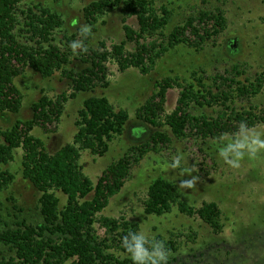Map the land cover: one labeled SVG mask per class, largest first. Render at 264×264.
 <instances>
[{
    "label": "trees",
    "instance_id": "obj_1",
    "mask_svg": "<svg viewBox=\"0 0 264 264\" xmlns=\"http://www.w3.org/2000/svg\"><path fill=\"white\" fill-rule=\"evenodd\" d=\"M25 1L0 0V115L19 112L22 95L14 79L24 68H30L42 78H51L59 72L69 80L71 91L56 98L42 94L30 105V119H16L10 127H0V166L13 160V150H22L21 175L40 193L41 216L40 222L23 220L17 223L16 229L0 227V246L12 252L0 258V264H131L120 241L129 230L138 228L137 223L101 213L110 198L120 192L132 167L159 144L169 143V136L154 131L146 142L131 146L108 164L93 183L79 163L81 152L103 156L112 140L125 130L129 119L125 109H115L104 96H89L77 112L72 142L54 152H49L44 141L31 132L34 127L44 132L54 131L64 104L77 93L91 92L96 86L107 88V62L116 64L120 73L134 68L146 76L158 59L177 46L193 48L196 52L203 50L225 29L224 12L219 8L201 9L165 33L172 15L167 4L157 5V0L91 1L82 8L84 21L91 29L90 34L82 36L85 45L96 31L95 23L114 10H120L124 17H135L138 28L133 29L124 19V40L110 48L101 41L96 50L87 49L79 55L88 65L74 70L69 65L77 57L69 44L80 35L79 29L75 34L64 35L63 42L57 38L64 24L62 16L40 3L26 4ZM127 42L134 44L132 51L126 50ZM245 74L241 66L233 64L206 77L192 72L190 80L167 76L154 82V92L137 109L136 116L157 127L156 120L164 113L168 90L177 88L175 108L165 115L164 121L177 139L188 136L187 128L206 140L234 131L240 122L253 127L264 124V107L258 111L257 106L250 104L264 88V72L241 79ZM237 101H246L249 105L237 108ZM205 107H219V110L215 115L191 113L193 109ZM13 180V174L0 169V190L6 189ZM56 192L64 195V204ZM173 206L183 215L200 219L214 234L222 231L221 210L215 202H203L196 208L180 199L172 181L156 177L148 186L144 213L162 216ZM96 225L104 230L103 236L98 234ZM157 238L163 239L160 235ZM165 241L170 254L176 253V243L171 239ZM169 264L178 263L172 258Z\"/></svg>",
    "mask_w": 264,
    "mask_h": 264
},
{
    "label": "rangeland",
    "instance_id": "obj_2",
    "mask_svg": "<svg viewBox=\"0 0 264 264\" xmlns=\"http://www.w3.org/2000/svg\"><path fill=\"white\" fill-rule=\"evenodd\" d=\"M91 1L94 0L25 2L40 3L59 13L64 24L61 31L57 32V38L62 39L64 35L75 34L86 25L82 8ZM163 3L172 12L165 33H169L175 25L182 24L187 17L201 9H221L226 18V27L203 50L196 52L193 48L180 45L165 53L146 76L134 68L120 73L116 64L107 62V88L96 86L91 92L77 93L64 104L54 131L44 132L39 127H34L31 134L42 139L49 152H54L72 142L75 134L74 121L83 101L89 96H104L115 109H125L129 119L123 134L112 140L103 156H92L88 151L81 152L79 163L83 173L93 183L108 164L121 157L131 146L146 142L154 131L166 133L170 142L159 144L155 151L148 152L132 167L124 186L117 195L110 198L101 214L111 218H125L137 223L138 227L142 224L151 225L156 235L176 243L177 252L170 254L169 259L175 258L178 264H264V153H258L252 160L245 159L238 169H233L216 156L214 145L217 138L201 140L190 128L186 129V138H175L164 121L165 115L175 108L179 95L177 88L168 90L164 113L156 120L159 123L157 127L136 116L137 109L154 92V82L167 76L190 80L192 72L196 71L200 76L206 77L222 72L233 64L241 66L246 73L241 79L264 72V0H157V5ZM124 19L133 29L138 28L135 17H124L120 10L106 13L95 23L96 31L85 45L86 48L94 51L101 41L110 48L112 44L124 40ZM78 39H82V36L78 35L76 40ZM125 48L132 51L134 44L127 42ZM81 53L80 49L76 50L77 60H72L70 68L81 70L88 65L81 61ZM69 83L59 72L51 78H42L30 68H24L22 74L14 79V84L22 95L20 110L17 114L0 115V127H10L16 119H30L31 103L42 94L50 98H56L62 93L69 94ZM250 104L257 106L258 111L264 107V88L251 99ZM248 105L246 101L236 102L237 108H247ZM218 110L219 107H205L203 110L193 109L191 113L215 115ZM254 127L264 130V124ZM22 154L20 148L13 150V160L0 166V169L7 170L14 176L12 184L0 190V227L3 229H16L17 223L23 220L28 223L41 221L38 210L40 193L21 175ZM177 154L183 156L181 167H167ZM158 176L172 181L176 190L182 180H193L191 188L177 190L180 199L196 208L203 202H215L221 210L222 231L214 234L197 217L179 213L176 206L162 216L146 215L143 202L150 182ZM56 195L60 198V203L64 204V195L60 192H56ZM96 229L103 236L104 230L99 225H96ZM10 255L12 252L7 247L0 246V258Z\"/></svg>",
    "mask_w": 264,
    "mask_h": 264
},
{
    "label": "clouds",
    "instance_id": "obj_3",
    "mask_svg": "<svg viewBox=\"0 0 264 264\" xmlns=\"http://www.w3.org/2000/svg\"><path fill=\"white\" fill-rule=\"evenodd\" d=\"M87 25L79 29V34L86 37L90 34ZM69 47L75 54L77 49L86 52L87 48L82 39L73 40ZM216 156L225 165L238 169L242 162L254 159L258 153H264V130L240 122L231 133H221L214 145ZM183 156L177 154L167 167L179 169ZM193 180H182L177 190L191 188ZM155 223V221L153 222ZM121 247L131 260V264H169L170 250L166 241L157 238L151 225H141L136 230H129L121 237Z\"/></svg>",
    "mask_w": 264,
    "mask_h": 264
}]
</instances>
